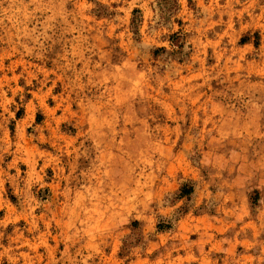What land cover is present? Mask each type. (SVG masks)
<instances>
[{
  "label": "rangeland",
  "instance_id": "rangeland-1",
  "mask_svg": "<svg viewBox=\"0 0 264 264\" xmlns=\"http://www.w3.org/2000/svg\"><path fill=\"white\" fill-rule=\"evenodd\" d=\"M0 264H264V0H0Z\"/></svg>",
  "mask_w": 264,
  "mask_h": 264
},
{
  "label": "trees",
  "instance_id": "trees-1",
  "mask_svg": "<svg viewBox=\"0 0 264 264\" xmlns=\"http://www.w3.org/2000/svg\"><path fill=\"white\" fill-rule=\"evenodd\" d=\"M192 191V187L189 186L187 189L183 188L182 191L180 192V194H189Z\"/></svg>",
  "mask_w": 264,
  "mask_h": 264
}]
</instances>
